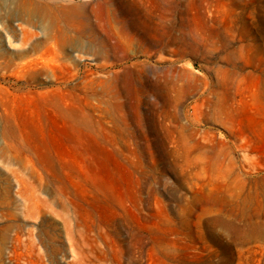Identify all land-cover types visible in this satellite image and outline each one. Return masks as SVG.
<instances>
[{"label": "rangeland", "instance_id": "1", "mask_svg": "<svg viewBox=\"0 0 264 264\" xmlns=\"http://www.w3.org/2000/svg\"><path fill=\"white\" fill-rule=\"evenodd\" d=\"M53 7L55 75L0 67V264H264V0Z\"/></svg>", "mask_w": 264, "mask_h": 264}, {"label": "bare ground", "instance_id": "2", "mask_svg": "<svg viewBox=\"0 0 264 264\" xmlns=\"http://www.w3.org/2000/svg\"><path fill=\"white\" fill-rule=\"evenodd\" d=\"M56 1L57 0H4L7 21L5 20L3 28L9 38L19 40V47L11 56L1 48L2 46L0 44V67L8 66L14 59H19L21 61L20 66L24 67L25 70L24 75L29 78H36L37 75L43 71L45 73L51 71L53 75H55L53 67L42 64V56L37 54V52L42 47L54 49V47H64L70 43V39L66 35L60 40L58 34L54 33L55 30L53 27L56 23L58 24L60 20L59 12L67 10V8H60L58 10L54 8L53 4ZM11 19L18 22L17 28L12 26L10 22ZM38 21H41L42 27L46 29L43 41L32 40L36 35L32 28L37 26ZM52 21L56 23H52ZM18 30L20 31V35Z\"/></svg>", "mask_w": 264, "mask_h": 264}]
</instances>
